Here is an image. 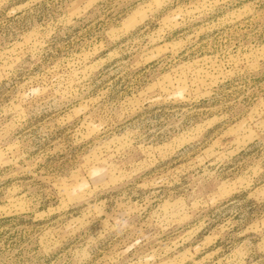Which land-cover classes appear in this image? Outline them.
Wrapping results in <instances>:
<instances>
[{
    "label": "rangeland",
    "instance_id": "obj_1",
    "mask_svg": "<svg viewBox=\"0 0 264 264\" xmlns=\"http://www.w3.org/2000/svg\"><path fill=\"white\" fill-rule=\"evenodd\" d=\"M0 264H264V0H0Z\"/></svg>",
    "mask_w": 264,
    "mask_h": 264
}]
</instances>
